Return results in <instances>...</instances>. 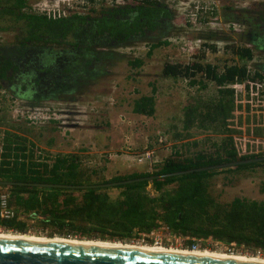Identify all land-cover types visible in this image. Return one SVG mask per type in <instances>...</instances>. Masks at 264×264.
I'll use <instances>...</instances> for the list:
<instances>
[{"label": "trees", "instance_id": "obj_1", "mask_svg": "<svg viewBox=\"0 0 264 264\" xmlns=\"http://www.w3.org/2000/svg\"><path fill=\"white\" fill-rule=\"evenodd\" d=\"M32 1L0 0V32L17 33L15 43L0 45V88L6 85L16 93L29 91L24 96L28 100L35 99L34 92L41 88L54 91V100L74 88L86 90L110 76L114 65L124 58L119 50L136 42H147L151 57L156 49L170 45L169 34L176 21L165 0H124V4L93 8L88 14L58 20L36 13ZM252 20L249 23L253 26ZM256 34L259 38V31ZM261 41L264 43L263 36ZM208 48L217 52L216 47ZM226 49L243 61L254 59L251 48ZM194 53L197 56L200 51ZM129 65L139 69L144 61L134 59ZM162 73L169 79L184 78L190 86L202 89L207 85L198 79L200 75L215 83V97L208 102L194 100V105L186 107V128L197 125L204 132L220 134L225 138L221 144L192 157L176 153L154 173L94 182L97 172L85 167L80 156L58 155L49 163L48 158L36 157L40 149L34 144L8 134L3 141L0 182L12 185H0V210L1 197L7 195L8 209L16 214L11 219L0 215V229L21 234L37 229L48 237L131 243L166 227L185 238L189 249L211 240L264 253V202L241 197L223 202V192L214 196L212 190L219 177L264 168V161L170 176L264 158V153L239 152L236 142L243 135L264 141V76L256 73L250 78L245 66L226 67L220 73L212 65L170 62L165 63ZM237 83L242 84L244 95L237 92ZM156 94L153 88L151 96L136 100L133 112L155 116ZM148 177L159 178L101 187ZM91 185L99 187H54Z\"/></svg>", "mask_w": 264, "mask_h": 264}, {"label": "rangeland", "instance_id": "obj_2", "mask_svg": "<svg viewBox=\"0 0 264 264\" xmlns=\"http://www.w3.org/2000/svg\"><path fill=\"white\" fill-rule=\"evenodd\" d=\"M44 1L33 0L31 6L35 10ZM95 1L97 9L109 6L105 0ZM165 1L175 12L176 21L170 30L168 39L170 45L156 49L151 57L148 56L149 46L145 41L136 42L127 48L120 49L119 52L123 54L124 58L114 65L110 76L103 77L87 87L86 90L85 88L79 89L80 87L74 88L72 92H69L70 94L66 92L67 94L59 100L52 98L54 91L51 92L43 88L39 93L34 92L37 93L35 99L29 100L24 97L28 95L26 93L29 91L16 93L14 90L8 89L6 85V88H0V163L3 141L8 134L24 141H28L29 138L35 140L41 138L39 137L40 133L43 134L41 127H48L49 124L56 125L57 129L62 127L61 129L72 132L75 128L83 129L92 121L93 129L98 126L103 132L115 129L118 138L121 140L123 138L125 143H130L129 150L124 147L115 154L92 149L86 153L89 154L87 155L89 157L83 160V164L97 172L93 178L94 182L108 181L118 176L134 173H154L161 168L165 160L176 153L192 157L199 152L213 151L215 145L221 144L225 138L220 134L211 131L204 132L197 125L189 130L186 128V107L194 105V100L208 102L215 97L217 95L215 83L204 76L201 78L200 75L198 79L203 80L207 88L192 87L189 80L184 78L169 79L164 77L163 67L168 62L177 65L201 63L205 66L217 67L218 71L222 73L226 67L237 65L245 66L249 76L254 72L264 76V43L256 34L258 31L261 34L264 33V0H200L205 3L216 2L220 10L218 19L201 29H194L184 22V13L188 4L198 0ZM247 10L248 13H244ZM250 16L254 20L250 19ZM250 20L254 21V23L252 22L253 26L250 25ZM16 35V32H0V45L7 46L15 43ZM184 43L200 47V53L193 56L192 53L183 52ZM208 47H216L217 52L213 53ZM226 47L251 48L254 52V59L251 62L243 61ZM134 59H142L144 65L139 69L131 67L129 61ZM153 88L157 90L155 117L150 120L145 118L146 116L132 115L135 101L142 96H151ZM110 99H114V106H109ZM91 108L94 111H91ZM35 109L66 112L78 122L74 124L67 121L63 124L62 122L43 120V122L32 124L28 120L29 118L27 119V113ZM121 118L123 122L120 121ZM48 134L52 133L48 132ZM160 137L166 139L165 144L160 146H163L164 149L169 148V151L160 150L161 153H157V155L160 154L162 161L156 165L151 161H144L143 154L147 150H154L152 149L154 148L153 144L156 142L158 144ZM105 138L103 144L108 141L107 135ZM194 143L197 144L194 145ZM147 145L150 147L146 148ZM137 162L140 163V166L137 165ZM212 190L214 196H220V193L223 192L221 197L223 202H229L235 197L264 202V168L221 176L215 180ZM116 194L115 191L114 195ZM26 234L47 236L37 229ZM156 234L154 236L144 235L131 243L159 244L158 246L166 248H177L175 242H170L171 237L168 233L162 231ZM183 246L185 247V242ZM198 246L200 250L264 257V253L261 252L227 246L211 240L200 243Z\"/></svg>", "mask_w": 264, "mask_h": 264}, {"label": "water", "instance_id": "obj_3", "mask_svg": "<svg viewBox=\"0 0 264 264\" xmlns=\"http://www.w3.org/2000/svg\"><path fill=\"white\" fill-rule=\"evenodd\" d=\"M264 158L231 163L195 171L175 173L170 176H182L193 172L206 170H220L234 166L263 162ZM155 178L138 179L117 184L101 185V187H114L120 184H132L147 180L152 182ZM161 178V177H160ZM2 186H11L12 183L0 182ZM58 188L89 189L99 186H76ZM14 232V231H13ZM19 233V232H15ZM21 234V233H20ZM0 264H258L244 261L206 258L182 254L150 252L120 248L79 246L66 244H53L20 240L0 239Z\"/></svg>", "mask_w": 264, "mask_h": 264}, {"label": "built area", "instance_id": "obj_4", "mask_svg": "<svg viewBox=\"0 0 264 264\" xmlns=\"http://www.w3.org/2000/svg\"><path fill=\"white\" fill-rule=\"evenodd\" d=\"M105 1L109 6H112L114 4L125 3L124 0H117L116 2L112 0H105ZM140 1L142 0H127V2H131V3L132 2L136 3ZM96 3L97 2L95 0H51V1L45 0L34 11L36 13L48 17L49 19L58 20V19L68 18L72 15L88 14L89 11L92 10L93 8L97 9ZM219 13H220L219 5L216 2L205 3L204 1L198 0L196 2L188 4V7L184 13V22L187 26H190L194 29H201L205 26L210 25L211 23H214L216 19H218ZM182 48H183L182 49L183 52H188L192 54H195L194 52L196 50H200V47H196L191 43H184ZM255 74L256 73L254 72L251 76H249V72H248V76L250 78L254 77ZM263 87H264V79L262 80V88ZM235 88L240 95L245 94L244 88L241 83H237ZM108 103L109 106H114V99H110ZM91 111H94V109L91 108ZM28 113H27V119L29 118L28 120H30L32 124L43 122V120L57 121L58 123L62 122L63 124L67 123V121L73 122L74 124L78 122L77 120L67 115L66 112L35 109L33 111H28ZM165 142L166 139L164 137H160L158 140L159 145H164ZM236 142L239 152H242L245 155L264 153V141L253 139L247 137L246 135H243L242 137L237 138ZM155 155L156 153L154 150H147L142 157L144 161H151L152 164L156 165L158 164V162L155 159L156 158ZM36 157L41 158V160L48 158L50 159L49 163H51V160L53 159V157H50L42 150L36 151ZM7 199H8L7 195H3L1 197L2 202H1L0 215L4 219H11L15 216L16 213L8 209ZM162 231L170 235L171 237L170 242L173 243L175 242L177 245V249L200 250L199 246H195L191 249L187 248L186 246L184 247L183 244L185 242V238L177 236L166 227H160L157 231L151 233V235L154 236L156 233H160Z\"/></svg>", "mask_w": 264, "mask_h": 264}, {"label": "crops", "instance_id": "obj_5", "mask_svg": "<svg viewBox=\"0 0 264 264\" xmlns=\"http://www.w3.org/2000/svg\"><path fill=\"white\" fill-rule=\"evenodd\" d=\"M157 99V98H156ZM133 111V110H132ZM157 112V107H156ZM134 116L139 117H145L138 114H135L132 112ZM101 115V114H100ZM156 115V114H155ZM153 117H145L148 119H153ZM99 119V116H98ZM117 119V118H116ZM120 121L123 122V119L121 118ZM92 123V121H91ZM88 125L86 127L82 128H75L72 132H68L67 129H61L62 127H58L57 129L56 125L49 124L48 127H41L43 134H39V137L37 139L29 138L28 136L24 135L26 138H29L28 141L34 143L37 148L44 151L47 155L50 157H56L58 155H78L83 160L87 159L86 157H89L86 154L89 152L90 149L96 150L98 152L102 151L109 154H115L117 151H120L122 148L125 147V149H129L130 143H125L123 138H118L116 135L115 129H110L107 132L100 131V126L95 127V129L92 128V125ZM51 129L52 131H48ZM67 131V132H66ZM52 133L51 135L48 134ZM23 135V134H21ZM105 135L108 136V141L103 144V140H105ZM32 140V141H31ZM125 143V145H124ZM154 149L156 152V161L160 163L162 159H160V154L157 155V153H161L160 150L169 151V148H165L163 146H160L159 144L154 143ZM128 146V147H127ZM149 148L150 146L147 145ZM145 148V149H146ZM131 150V149H130ZM117 155V154H116ZM166 161V160H165ZM164 161V162H165ZM140 166V163L137 162Z\"/></svg>", "mask_w": 264, "mask_h": 264}, {"label": "bare ground", "instance_id": "obj_6", "mask_svg": "<svg viewBox=\"0 0 264 264\" xmlns=\"http://www.w3.org/2000/svg\"><path fill=\"white\" fill-rule=\"evenodd\" d=\"M0 239L53 243V244H66V245H79V246L120 248V249L182 254V255H190V256H198V257H206V258L227 259V260H236V261L264 264V257L261 256L225 253V252L210 251V250H181L177 248H166L164 246H158V245L132 244L128 242L87 240V239H78V238H65L59 236L48 237V236H39L34 234H20L7 230H0Z\"/></svg>", "mask_w": 264, "mask_h": 264}, {"label": "flooded vegetation", "instance_id": "obj_7", "mask_svg": "<svg viewBox=\"0 0 264 264\" xmlns=\"http://www.w3.org/2000/svg\"><path fill=\"white\" fill-rule=\"evenodd\" d=\"M259 34H260V38H259V39L261 40L262 36L264 37V35H263V34H261V32H260Z\"/></svg>", "mask_w": 264, "mask_h": 264}]
</instances>
